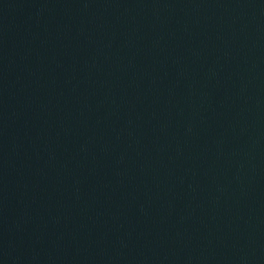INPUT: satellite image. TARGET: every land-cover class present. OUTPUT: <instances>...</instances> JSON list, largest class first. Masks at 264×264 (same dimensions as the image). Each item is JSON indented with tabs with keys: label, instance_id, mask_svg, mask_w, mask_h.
<instances>
[{
	"label": "water",
	"instance_id": "1",
	"mask_svg": "<svg viewBox=\"0 0 264 264\" xmlns=\"http://www.w3.org/2000/svg\"><path fill=\"white\" fill-rule=\"evenodd\" d=\"M0 264H264V0H0Z\"/></svg>",
	"mask_w": 264,
	"mask_h": 264
}]
</instances>
